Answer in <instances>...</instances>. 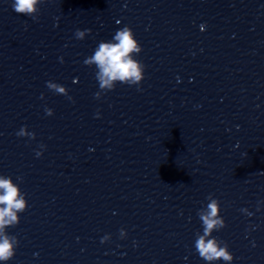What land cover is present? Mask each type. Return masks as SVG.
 Listing matches in <instances>:
<instances>
[{
    "label": "clouds",
    "instance_id": "obj_1",
    "mask_svg": "<svg viewBox=\"0 0 264 264\" xmlns=\"http://www.w3.org/2000/svg\"><path fill=\"white\" fill-rule=\"evenodd\" d=\"M42 2L43 0H14L12 6L16 13L35 19L39 11L38 5ZM90 31V29H78L75 37L82 40ZM141 51V45L128 26L117 30L111 40L99 42L93 54L84 60L85 65L89 67L94 65L96 68L95 76L100 88V91L95 94L96 98H99L102 93L113 90L117 83L137 87L140 85L144 79V65L135 56ZM47 87L58 94L68 96V90L62 85L49 81ZM68 98L72 99L70 96ZM45 111L49 116L53 114L52 109ZM17 135L35 138V133L28 132L26 127H22ZM43 147L44 145H41V148ZM36 155L39 157L42 152L38 151ZM207 199L209 202L206 208H202L197 213L203 230L202 234L196 235V251L208 264L221 260L231 264L233 255L228 245L212 235L214 231H219L226 226L220 215V202L211 195ZM27 206L25 194L12 178L0 176V262H7L15 255L19 242L15 236L8 234L7 228L19 224L18 214L24 212ZM121 235H124L123 230ZM107 239V236L104 237L102 242Z\"/></svg>",
    "mask_w": 264,
    "mask_h": 264
}]
</instances>
